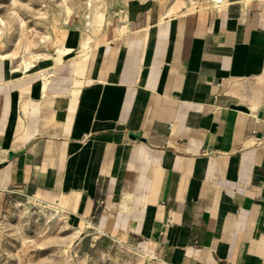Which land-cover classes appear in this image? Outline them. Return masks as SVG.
<instances>
[{
	"label": "crops",
	"instance_id": "obj_1",
	"mask_svg": "<svg viewBox=\"0 0 264 264\" xmlns=\"http://www.w3.org/2000/svg\"><path fill=\"white\" fill-rule=\"evenodd\" d=\"M108 29L0 55V197L165 264H264V0Z\"/></svg>",
	"mask_w": 264,
	"mask_h": 264
},
{
	"label": "rangeland",
	"instance_id": "obj_2",
	"mask_svg": "<svg viewBox=\"0 0 264 264\" xmlns=\"http://www.w3.org/2000/svg\"><path fill=\"white\" fill-rule=\"evenodd\" d=\"M216 5L215 0H0V55L23 64L22 55L33 60L32 53L59 54L71 29L83 34L82 41L89 32L94 41L118 22L149 27ZM51 206L57 205L0 197V264L165 263L129 246L96 245L84 223L59 208L53 215Z\"/></svg>",
	"mask_w": 264,
	"mask_h": 264
},
{
	"label": "bare ground",
	"instance_id": "obj_3",
	"mask_svg": "<svg viewBox=\"0 0 264 264\" xmlns=\"http://www.w3.org/2000/svg\"><path fill=\"white\" fill-rule=\"evenodd\" d=\"M215 2H216V4H220V3H223L224 2V0H215ZM171 11V10H170ZM86 18H89V16L87 15V17ZM88 20L89 19H87L86 21H87V24H88ZM84 32H85V30H84ZM86 33V32H85ZM89 33V32H88ZM88 33H87V35H85V37H84V40L82 41V44H83V46L84 47H88L89 46V36L90 35H88ZM66 36V34L64 33V37ZM26 49H27V47H26ZM70 50H68V49H63V48H60L59 49V55H62V54H64V53H67V52H69ZM40 55H43V56H48L46 53H32V56L34 57L33 58V60H26V59H24V55H22L21 56V61L23 62V64H25V67L26 68H28V67H30L31 65H33L34 64V62L37 60V59H39V57H40ZM3 56L5 57V56H7V55H4L3 54ZM51 209H52V214L53 215H55V214H57V215H59L60 213L59 212H61L59 209H58V207L57 206H51ZM78 231H82V230H78ZM147 255V254H146ZM150 257H154V256H152V255H150V254H148ZM161 264H165V263H161Z\"/></svg>",
	"mask_w": 264,
	"mask_h": 264
}]
</instances>
